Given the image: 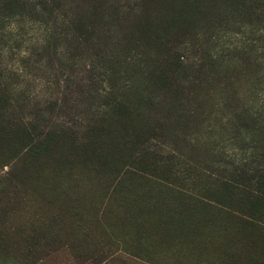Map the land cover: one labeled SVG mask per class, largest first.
<instances>
[{
  "label": "rangeland",
  "instance_id": "obj_1",
  "mask_svg": "<svg viewBox=\"0 0 264 264\" xmlns=\"http://www.w3.org/2000/svg\"><path fill=\"white\" fill-rule=\"evenodd\" d=\"M0 264H264V0H0Z\"/></svg>",
  "mask_w": 264,
  "mask_h": 264
},
{
  "label": "trees",
  "instance_id": "obj_2",
  "mask_svg": "<svg viewBox=\"0 0 264 264\" xmlns=\"http://www.w3.org/2000/svg\"><path fill=\"white\" fill-rule=\"evenodd\" d=\"M129 174H131V173H129Z\"/></svg>",
  "mask_w": 264,
  "mask_h": 264
}]
</instances>
